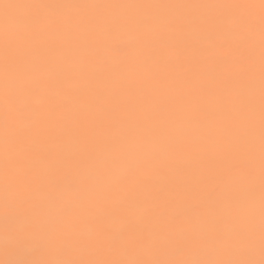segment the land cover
<instances>
[{
	"label": "snow or ice",
	"instance_id": "1",
	"mask_svg": "<svg viewBox=\"0 0 264 264\" xmlns=\"http://www.w3.org/2000/svg\"><path fill=\"white\" fill-rule=\"evenodd\" d=\"M0 234L2 264H264V0H0Z\"/></svg>",
	"mask_w": 264,
	"mask_h": 264
},
{
	"label": "clouds",
	"instance_id": "2",
	"mask_svg": "<svg viewBox=\"0 0 264 264\" xmlns=\"http://www.w3.org/2000/svg\"><path fill=\"white\" fill-rule=\"evenodd\" d=\"M5 259V239L2 234H0V264H2Z\"/></svg>",
	"mask_w": 264,
	"mask_h": 264
},
{
	"label": "bare ground",
	"instance_id": "3",
	"mask_svg": "<svg viewBox=\"0 0 264 264\" xmlns=\"http://www.w3.org/2000/svg\"><path fill=\"white\" fill-rule=\"evenodd\" d=\"M18 258L22 260V259H24L25 257H24L23 255H18Z\"/></svg>",
	"mask_w": 264,
	"mask_h": 264
}]
</instances>
